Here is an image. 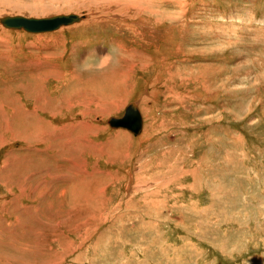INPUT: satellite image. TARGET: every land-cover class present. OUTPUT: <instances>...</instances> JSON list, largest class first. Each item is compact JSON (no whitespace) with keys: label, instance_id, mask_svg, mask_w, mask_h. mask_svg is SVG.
<instances>
[{"label":"rangeland","instance_id":"obj_1","mask_svg":"<svg viewBox=\"0 0 264 264\" xmlns=\"http://www.w3.org/2000/svg\"><path fill=\"white\" fill-rule=\"evenodd\" d=\"M19 1L0 16L88 19L0 25V261L264 264V0H159L158 24L109 0ZM136 100L139 140L107 122Z\"/></svg>","mask_w":264,"mask_h":264},{"label":"bare ground","instance_id":"obj_2","mask_svg":"<svg viewBox=\"0 0 264 264\" xmlns=\"http://www.w3.org/2000/svg\"><path fill=\"white\" fill-rule=\"evenodd\" d=\"M27 1H29V0H20L19 2L20 3H23V4H25ZM47 1V0H46ZM99 1H102V2H106L107 3V1L106 0H99ZM110 2H114V4H113V8H115L117 11H125V10H134V11H132V13H131V15L133 16L132 17V19H135V18H139L141 15H140V13L142 12V13H144L145 15H147V16H149V17H151V16H153L154 15V13H155V17H153L152 19H151V21H149L148 19H146L147 20V23H154V24H158V23H160V22H162V14L161 13H159V8L161 7L159 4H157V2L159 1V0H109ZM5 2V1H4ZM30 3V2H29ZM5 4H6V2H5ZM38 5H35V6H38L39 7V5H41V3L39 4V3H37ZM101 4V3H100ZM121 5V6H120ZM99 6V5H98ZM30 8V7H29ZM41 8V7H40ZM39 8V9H40ZM14 9H23V8H18V7H15ZM31 9V8H30ZM32 9H35V8H33V5H32ZM31 9V11H32V13H33V10ZM88 9V8H87ZM115 9H111V11H114ZM163 9V8H162ZM27 10H29V9H27ZM103 10V9H102ZM71 11H73V10H71ZM164 11H166V10H164ZM3 12V11H2ZM1 12V13H2ZM42 12V11H41ZM44 12V11H43ZM64 12V11H63ZM67 12H70V11H67ZM88 11H83V12H81V14H78V15H81V19L80 20H78V22L77 21H73V22H71L70 24H68V25H62L61 27H59L58 28V30L59 29H61V28H67V27H70V26H76V25H79V24H81V23H83L84 21H85V19H88V18H86V13H87ZM115 12V11H114ZM5 13V12H4ZM23 13H25V12H23ZM70 13H75V12H70ZM27 14V13H26ZM29 14V13H28ZM99 14V13H98ZM134 14H136V17H134L135 15ZM6 15H13V16H16V15H22V14H6ZM30 15H32V14H30ZM42 15V14H41ZM44 15V14H43ZM46 15V14H45ZM44 15V16H45ZM51 15V14H50ZM53 15V14H52ZM106 15H109V16H112V15H110V14H106ZM3 16H5V15H2V16H0V18L1 17H3ZM23 16H26V15H23ZM85 16V17H84ZM115 16H118V17H120V18H127V17H125V13H115ZM164 16V15H163ZM82 17H84V18H82ZM103 17V16H102ZM96 18H98V17H96ZM161 21H160V20ZM136 20V19H135ZM88 21V20H87ZM89 21H91L92 23H97V22H102V23H108V19H105V20H95V19H93V18H90L89 19ZM132 23V22H131ZM130 24V23H129ZM0 25L1 26H3L4 27V25L2 24V23H0ZM157 26V25H156ZM162 26V25H161ZM77 27V26H76ZM75 27V28H76ZM70 28H72V27H70ZM145 28V27H144ZM150 28V27H149ZM6 29H9V30H17V29H12V28H6ZM1 30H2V28H1ZM19 30V29H18ZM20 30H22V29H20ZM77 30V29H76ZM154 30V29H153ZM55 31V30H54ZM57 31V30H56ZM75 31V30H74ZM151 31H152V29H151ZM157 31V30H156ZM134 32H136V31H134ZM138 32V31H137ZM4 33H5V31H4ZM12 33V32H11ZM45 33V32H44ZM22 34V33H21ZM26 34V33H25ZM34 34H43V32L42 33H34ZM3 36H4V34H3ZM46 36V35H45ZM1 37H2V35H1ZM4 40V39H3ZM4 46V45H3ZM92 51H95L94 49L92 50ZM92 53H94V52H92ZM85 53H83V55H84ZM107 54V53H106ZM86 55V54H85ZM84 55V56H85ZM110 55V54H109ZM58 57V56H57ZM102 57H104L103 59H101V63H102V66L110 59V58H112V57H110V56H102ZM78 59V58H77ZM54 60V59H53ZM57 60V59H56ZM78 61H79V59H78ZM77 61V62H78ZM83 61V60H82ZM76 62V61H75ZM48 63H51V62H48ZM92 63V62H91ZM46 65V64H45ZM52 65V64H51ZM55 65V64H54ZM78 65V64H77ZM143 65V64H142ZM74 66V65H73ZM139 67V66H138ZM57 68V67H56ZM87 68H88V65H87ZM101 68V67H100ZM133 68V67H132ZM58 69H61V68H58ZM90 69V68H89ZM55 70V69H54ZM62 70H64V69H61L60 71H62ZM72 70V69H71ZM100 70V69H99ZM65 71V70H64ZM101 71V70H100ZM66 72V71H65ZM64 72V73H65ZM58 73V72H57ZM63 73V74H64ZM102 73V72H101ZM60 74V73H59ZM53 75V74H52ZM68 75V74H67ZM47 76V75H46ZM56 76V75H55ZM62 76V75H61ZM72 76V75H71ZM70 76V77H71ZM102 76H103V74H102ZM134 76V75H133ZM36 77V76H35ZM59 77V76H58ZM100 77V76H99ZM50 78V77H49ZM102 78V77H101ZM60 79V78H59ZM103 79H109L110 80V78L107 76H105V77H103L102 78V80ZM35 80H36V78H35ZM104 81V80H103ZM144 81V80H143ZM49 82V81H48ZM15 84V83H14ZM58 84V83H57ZM44 86H46L45 84H44ZM58 86H60V85H58ZM56 87V86H55ZM58 88V87H57ZM61 88V87H60ZM28 89V88H27ZM62 89V88H61ZM60 90V89H59ZM7 91V90H6ZM61 91V90H60ZM37 92V91H36ZM72 92H73V90H72ZM71 92V93H72ZM143 92H145V91H143ZM57 93V92H56ZM67 93V92H66ZM75 93V92H74ZM36 94V93H35ZM129 94V93H128ZM61 95V94H60ZM63 95V94H62ZM67 96V95H66ZM70 96H72V95H70ZM37 97V96H36ZM39 97V96H38ZM141 99V98H140ZM5 101H6V99H5ZM12 101V100H11ZM57 101V100H56ZM61 101V100H60ZM137 102L135 103L134 101L133 102H127V105H129L130 103H134V104H138L139 105V111H140V114H141V118H142V124H141V130H140V132H139V134H137V137H139L138 138V140L140 139V138H143V137H141L144 133H143V130H144V127H145V116H146V114H147V110H146V108H145V106H143V104L142 103H140L138 100H136ZM7 102V101H6ZM10 102V101H9ZM151 102V101H150ZM12 103V102H11ZM32 103V102H31ZM55 103V102H54ZM27 104V103H26ZM33 104V103H32ZM35 104V103H34ZM64 105V104H63ZM1 106V105H0ZM10 106V105H9ZM8 106V107H9ZM49 106V105H48ZM138 107V106H137ZM141 107H142V109H141ZM43 108V107H42ZM60 108V107H59ZM67 108H69V107H67ZM11 109V108H10ZM33 109H35V108H33ZM41 109V108H40ZM51 109V108H50ZM114 109V108H113ZM118 109V108H117ZM54 110V109H53ZM55 110H56V108H55ZM60 110V109H59ZM14 111V110H13ZM52 111V110H51ZM62 111V110H61ZM65 111V110H64ZM79 111V110H78ZM107 111H109V110H107ZM106 111V112H107ZM112 111V110H111ZM123 111V110H122ZM37 112V111H36ZM40 112V111H39ZM114 112H115V109H114ZM27 114H29L28 113V111L26 112ZM52 113H53V111H52ZM55 113V112H54ZM56 113H57V111H56ZM55 113V114H56ZM85 113V112H84ZM111 113V112H110ZM39 114V113H38ZM42 114V113H41ZM112 114V113H111ZM14 115V114H13ZM23 115H25V114H23ZM40 115V114H39ZM39 115H37V116H39ZM53 115V114H52ZM113 115V114H112ZM145 115V116H144ZM148 115V114H147ZM152 115V114H151ZM12 116V115H11ZM15 116V115H14ZM29 116H31V115H29ZM36 116V117H37ZM44 116V115H43ZM58 116V115H57ZM99 116V115H98ZM110 116V115H109ZM121 116V115H120ZM120 116H117V115H113V116H111V117H120ZM56 117V116H55ZM69 117V116H68ZM80 117V116H79ZM156 117V116H155ZM26 118V117H25ZM27 118H28V116H27ZM35 118V117H34ZM33 118V119H34ZM107 118V117H106ZM105 118V119H106ZM147 118V117H146ZM60 119V118H59ZM72 119V118H71ZM11 120V119H10ZM18 120V119H17ZM26 120V119H25ZM60 120H62V118L60 119ZM82 120V119H81ZM154 120V119H153ZM19 121V120H18ZM18 121H16V122H18ZM49 121V120H48ZM105 121H107V120H105ZM104 121V122H105ZM148 121V120H147ZM20 122V121H19ZM24 123H25V121H23ZM33 122H35L36 123V121H33ZM100 122V121H99ZM155 122V121H154ZM11 123V122H10ZM23 123V124H24ZM84 123V122H83ZM82 123V124H83ZM29 124V123H28ZM38 124V123H37ZM42 124V123H41ZM81 124V125H82ZM108 124V123H107ZM106 124V125H107ZM153 124V123H152ZM21 125V124H20ZM57 125V124H56ZM100 125V124H99ZM105 125V126H106ZM149 125V124H148ZM14 126H16V125H14ZM25 126V125H24ZM87 126H89V128H90V125H86V127ZM120 126V125H119ZM150 126H152V125H150ZM13 127V126H12ZM12 127H11V129H12ZM17 127V126H16ZM23 127V126H22ZM31 127V126H30ZM81 127H83V126H81ZM108 127V126H107ZM106 127V128H107ZM6 128H7V126H6ZM18 128V127H17ZM20 128V127H19ZM18 128V129H19ZM68 128V127H67ZM89 128H88V130H89ZM92 129H93V127H91ZM95 128V127H94ZM22 129H24V128H22ZM31 129V128H30ZM63 129V128H62ZM69 129V128H68ZM84 129H86L85 127H84ZM124 129V128H123ZM14 130V129H13ZM20 130V129H19ZM32 130V129H31ZM87 130V129H86ZM94 130H96V129H94ZM112 130H114V129H112ZM111 130V131H112ZM150 130V129H149ZM22 131V130H21ZM24 131V130H23ZM23 131H22V133H23ZM27 131H29V130H27ZM26 131V132H27ZM55 131V130H54ZM77 131H79V130H77ZM103 131V130H102ZM115 131H117V134H116V136H119V137H121V138H124V137H126V138H129L130 139V137L131 136H129V134H127V133H129V132H127V133H125V132H123L124 130H121V129H119L118 128V130H115ZM155 131H156V129H155ZM154 131V132H155ZM13 132V131H12ZM30 132H32V131H30ZM56 132H57V130H56ZM97 132V131H96ZM109 132V131H108ZM151 132H153V131H151ZM53 133V132H52ZM59 133H62V132H59ZM65 133V132H64ZM83 133V132H82ZM81 133V134H82ZM84 133H85V131H84ZM20 134V133H19ZM41 134V133H40ZM160 134V133H159ZM53 135V134H52ZM64 135V134H63ZM114 135V134H113ZM112 135V136H113ZM139 135V136H138ZM147 135V134H146ZM146 135H143V136H146ZM16 136V135H15ZM30 136V135H29ZM56 136H57V134H56ZM59 136V135H58ZM85 136V135H84ZM105 136V135H104ZM107 136V135H106ZM108 136H110V135H108ZM32 137V136H31ZM61 137V136H60ZM26 138H27V136H26ZM62 138V137H61ZM28 139V138H27ZM117 139V138H116ZM40 140V139H39ZM49 140V139H48ZM125 140H127V139H125ZM44 141V140H43ZM59 141V140H58ZM57 141V142H58ZM110 140H108V142H109ZM51 142V141H50ZM56 142V143H57ZM13 143V142H12ZM47 143V142H46ZM52 143V142H51ZM59 143V142H58ZM111 143H112V141H111ZM62 144V143H61ZM113 144V143H112ZM53 145V144H52ZM51 145V146H52ZM55 145V144H54ZM57 145V144H56ZM65 146V145H64ZM54 147V146H53ZM60 147V146H59ZM114 147V146H113ZM61 148V147H60ZM51 149V148H50ZM61 149H63V148H61ZM98 149V148H97ZM42 150V149H41ZM44 150V149H43ZM43 150H42V153H43ZM59 150V149H58ZM236 150V149H235ZM27 151V150H26ZM29 151V150H28ZM32 151V150H31ZM30 151V152H31ZM45 151V150H44ZM54 151H55V149H54ZM62 151V150H61ZM64 151L65 150H63V153H64ZM31 153H33V152H31ZM41 153V154H42ZM45 153V152H44ZM67 153V152H66ZM27 154V153H26ZM29 154V153H28ZM53 154V153H52ZM65 154V153H64ZM31 155V154H30ZM30 155H28V156H30ZM60 155V154H59ZM32 156V155H31ZM48 156V155H47ZM15 158V157H14ZM63 158V157H62ZM65 158V157H64ZM17 159V158H16ZM40 159H42V158H40ZM69 159V158H68ZM72 160V159H71ZM6 161V160H5ZM4 161V162H5ZM54 161V160H53ZM30 162V161H29ZM43 162V161H42ZM50 162V161H49ZM80 162V161H79ZM15 163V162H14ZM26 163H27V161H26ZM25 163V164H26ZM71 163H72V161H71ZM16 164V163H15ZM24 164V165H25ZM27 165V164H26ZM50 165V164H49ZM48 165V166H49ZM82 165V164H81ZM16 166V165H15ZM45 166H46V163H45ZM14 167V166H13ZM23 167V166H22ZM42 167V166H41ZM51 167V166H50ZM59 167V166H58ZM85 167V166H84ZM27 168L29 169V167L27 166ZM45 168V167H44ZM27 169V170H28ZM43 169V168H42ZM13 170V169H12ZM80 170H81V168H80ZM11 171V170H10ZM14 171V170H13ZM48 171V170H47ZM30 172V171H29ZM41 172V171H40ZM44 172V171H43ZM42 172V173H43ZM46 172V171H45ZM83 172H85V171H83ZM31 173V172H30ZM36 173V175H37V172H35ZM29 174V173H28ZM15 175V174H14ZM35 175V176H36ZM45 175V174H44ZM51 175V174H50ZM38 176V175H37ZM47 177V176H46ZM58 177V176H57ZM13 178V177H12ZM5 180V179H4ZM42 180H43V177H42ZM57 182H59V180L57 181ZM77 182V181H76ZM29 184V183H28ZM35 184V183H34ZM33 184V185H34ZM36 184H38V183H36ZM55 184V183H54ZM138 184V183H137ZM18 185V184H17ZM57 185H58V183H57ZM6 186H8V185H6ZM11 186V185H10ZM28 186V185H27ZM71 186V185H70ZM29 188H30V186H28ZM25 187H22V189H24ZM32 188V187H31ZM62 188V187H61ZM64 189L66 188V187H63ZM10 189V188H9ZM63 189V190H64ZM30 190V189H29ZM48 190V189H47ZM52 190V189H51ZM13 191V190H12ZM25 191V190H24ZM131 191V190H130ZM31 192V191H30ZM62 192V191H61ZM73 192V191H72ZM7 193V192H6ZM28 193V192H27ZM19 194V193H18ZM17 196V195H16ZM65 197H66V195H65ZM15 198V197H14ZM14 198H12V199H14ZM49 198L50 197H48V200H49ZM76 199V198H75ZM53 200V199H52ZM69 200V199H68ZM63 201V200H62ZM31 202V201H30ZM36 201H34V203H35ZM60 202V201H59ZM69 202V201H68ZM1 203V202H0ZM14 203V202H13ZM51 203V202H50ZM53 203V202H52ZM51 203V204H52ZM62 203V202H61ZM75 203V202H74ZM4 204V203H3ZM2 205V204H1ZM32 205V204H31ZM38 205V204H37ZM3 206V205H2ZM40 206V205H39ZM42 206V205H41ZM36 207V206H35ZM47 207V206H46ZM45 207V208H46ZM38 208V207H37ZM49 208V207H48ZM5 209V208H4ZM43 209V208H42ZM51 210V209H50ZM49 210V211H50ZM56 211H59V210H57L56 209ZM52 212V211H51ZM16 213V212H15ZM58 213V212H57ZM52 215H53V213H51ZM26 215H30V214H26ZM33 215V214H32ZM38 215V214H37ZM47 215V214H46ZM45 215V216H46ZM55 215V214H54ZM53 215V216H54ZM7 216V215H6ZM34 216V215H33ZM17 217H18V215H17ZM17 217H15V218H17ZM31 217V216H30ZM35 217V216H34ZM52 217V216H51ZM53 218V217H52ZM55 218V217H54ZM33 219V218H32ZM57 219V218H56ZM63 219V218H62ZM34 220V219H33ZM40 220V219H39ZM49 220V219H48ZM19 221V220H18ZM53 221V220H52ZM52 221H48V223L49 222H51V223H53ZM11 222V221H10ZM13 222H15V221H13ZM21 222V221H20ZM12 223V222H11ZM55 224V223H54ZM53 224V225H54ZM58 224V223H57ZM73 224V223H72ZM40 225V224H39ZM70 225V224H69ZM38 226V225H37ZM56 226V224L53 226V227H55ZM58 226V225H57ZM71 226V225H70ZM60 227V226H59ZM62 227V226H61ZM21 228V227H20ZM38 228V227H37ZM51 228V227H50ZM68 228H69V226H68ZM42 229V228H41ZM54 229H56V228H54ZM37 230V229H36ZM43 230V229H42ZM48 230V229H47ZM46 230V231H47ZM50 230H52V229H50ZM59 231V230H58ZM52 232V231H51ZM56 233V232H55ZM52 236V235H51ZM54 237V236H53ZM20 238V237H19ZM64 238V237H63ZM71 238V237H70ZM29 239V238H28ZM28 239H26V240H28ZM33 240V239H32ZM64 240V239H63ZM50 244V243H49ZM3 245V244H2ZM62 245V244H61ZM6 247V246H5ZM67 248V247H66ZM69 248V247H68ZM22 249H24V248H22ZM9 250V249H8ZM14 250H15V253H16V251H20V248L19 247H17V246H14ZM77 250V249H76ZM51 252V251H50ZM15 253H13V254H6V258H4L3 259V261H0V263L1 264H25V262L26 261H23V260H16V259H25V258H23V257H17V256H15L16 254ZM44 253V252H43ZM15 254V255H14ZM69 254V253H68ZM1 257V256H0ZM54 260V259H53ZM58 260H60V259H58ZM36 262V261H35ZM29 263V262H28ZM41 263V262H40ZM56 263V262H55Z\"/></svg>","mask_w":264,"mask_h":264},{"label":"water","instance_id":"obj_3","mask_svg":"<svg viewBox=\"0 0 264 264\" xmlns=\"http://www.w3.org/2000/svg\"><path fill=\"white\" fill-rule=\"evenodd\" d=\"M81 19L77 13L54 14L46 17H28L23 15H5L0 18V23L8 28L23 29L30 33L50 32L62 25H68ZM112 127L125 128L137 135L141 130L142 118L136 104L130 103L124 108L120 117H110L107 121Z\"/></svg>","mask_w":264,"mask_h":264}]
</instances>
